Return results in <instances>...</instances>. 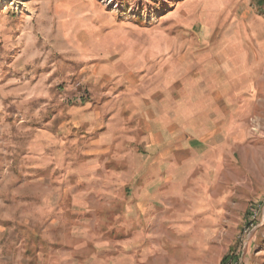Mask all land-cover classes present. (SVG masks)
<instances>
[{
    "label": "rangeland",
    "instance_id": "1",
    "mask_svg": "<svg viewBox=\"0 0 264 264\" xmlns=\"http://www.w3.org/2000/svg\"><path fill=\"white\" fill-rule=\"evenodd\" d=\"M22 1L0 6V264H264V0ZM156 87L213 119L150 139L125 113Z\"/></svg>",
    "mask_w": 264,
    "mask_h": 264
},
{
    "label": "crops",
    "instance_id": "2",
    "mask_svg": "<svg viewBox=\"0 0 264 264\" xmlns=\"http://www.w3.org/2000/svg\"><path fill=\"white\" fill-rule=\"evenodd\" d=\"M158 88V89H157ZM166 88L156 87V89H145L144 93L141 95H134L130 101L128 102V107L125 113V116H129L128 119L139 118V119H146V123H151L155 125L153 128L152 136L150 139H160L163 137L161 131L164 130V125L168 122L174 121V119H193L199 118L200 116L202 119H213L211 116L212 112H210V107L202 106L201 110L197 108V112L192 115L191 107L186 108L185 113L183 112L182 108L179 107L177 103L169 102L167 104V95H166ZM159 92L158 95L155 93ZM155 94V95H153ZM181 115H180V114ZM147 119H151L148 121ZM159 124H162V127H159ZM156 126L158 128H156ZM160 128V129H159ZM159 131V133H158Z\"/></svg>",
    "mask_w": 264,
    "mask_h": 264
},
{
    "label": "bare ground",
    "instance_id": "3",
    "mask_svg": "<svg viewBox=\"0 0 264 264\" xmlns=\"http://www.w3.org/2000/svg\"><path fill=\"white\" fill-rule=\"evenodd\" d=\"M9 1H13V3H17V4H23L22 0H0V6L6 5L7 3H9Z\"/></svg>",
    "mask_w": 264,
    "mask_h": 264
}]
</instances>
